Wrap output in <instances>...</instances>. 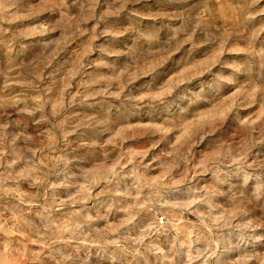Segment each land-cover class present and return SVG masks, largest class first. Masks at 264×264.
I'll list each match as a JSON object with an SVG mask.
<instances>
[{"label": "rangeland", "instance_id": "rangeland-1", "mask_svg": "<svg viewBox=\"0 0 264 264\" xmlns=\"http://www.w3.org/2000/svg\"><path fill=\"white\" fill-rule=\"evenodd\" d=\"M0 264H264V0H0Z\"/></svg>", "mask_w": 264, "mask_h": 264}]
</instances>
